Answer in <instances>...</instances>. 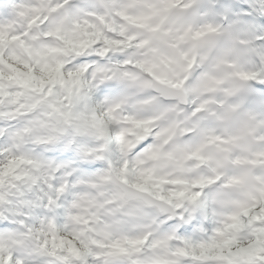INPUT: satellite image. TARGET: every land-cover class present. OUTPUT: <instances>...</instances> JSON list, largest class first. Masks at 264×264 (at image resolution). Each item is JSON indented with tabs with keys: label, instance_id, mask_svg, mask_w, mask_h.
Instances as JSON below:
<instances>
[{
	"label": "clouds",
	"instance_id": "9594fccd",
	"mask_svg": "<svg viewBox=\"0 0 264 264\" xmlns=\"http://www.w3.org/2000/svg\"><path fill=\"white\" fill-rule=\"evenodd\" d=\"M0 264H264V0H0Z\"/></svg>",
	"mask_w": 264,
	"mask_h": 264
}]
</instances>
